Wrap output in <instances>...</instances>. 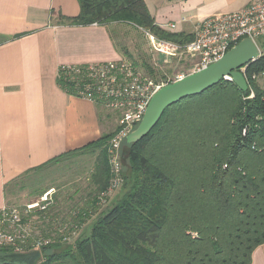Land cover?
I'll return each mask as SVG.
<instances>
[{"label":"trees","instance_id":"1","mask_svg":"<svg viewBox=\"0 0 264 264\" xmlns=\"http://www.w3.org/2000/svg\"><path fill=\"white\" fill-rule=\"evenodd\" d=\"M78 2L80 14L60 15L61 22L128 24L181 45L195 38L161 28L146 0ZM244 75L247 92L223 80L168 108L140 142L124 141V193L92 217L90 233L74 246L59 242L65 235L57 230L42 231L45 245L28 247L25 253L0 248V264H251L255 250L264 245V89L258 84L264 79V51ZM58 84L66 93L78 94L79 81L64 71ZM113 136L48 163L96 156V207L111 181L108 147Z\"/></svg>","mask_w":264,"mask_h":264},{"label":"crops","instance_id":"2","mask_svg":"<svg viewBox=\"0 0 264 264\" xmlns=\"http://www.w3.org/2000/svg\"><path fill=\"white\" fill-rule=\"evenodd\" d=\"M257 1L169 0L160 2L155 12L148 9L164 30L195 36L205 20L240 12ZM80 10L78 0H0V211L7 207L8 185L117 129V122L102 106L70 95L58 84L65 67L123 58L111 26H71L59 19L60 15L76 18ZM159 56L163 63L156 66L169 63L168 57ZM258 84L264 89V79ZM80 165L83 172L85 165ZM92 174L93 170L78 181L67 197L56 195L54 188L38 196H53L55 206L63 201L62 220L76 236L69 242L88 235L92 217L100 213L93 201ZM77 216L81 218L73 219ZM59 242L65 243L61 238ZM251 264H264V245L255 250Z\"/></svg>","mask_w":264,"mask_h":264},{"label":"built area","instance_id":"3","mask_svg":"<svg viewBox=\"0 0 264 264\" xmlns=\"http://www.w3.org/2000/svg\"><path fill=\"white\" fill-rule=\"evenodd\" d=\"M169 27L175 29L174 25ZM144 33L155 53L168 58L183 57L191 60L192 67L188 73L190 75L218 63L247 39L256 45L262 55L264 0L252 3L240 12L219 14L205 20L194 40L185 45L162 40L148 31ZM63 71L69 75L74 73L79 81V91L75 96L119 114L118 126L108 147L111 181L108 189L99 196V205L104 206L124 183L121 153L124 141L142 122L154 95L162 87L189 75L184 73L177 76L173 82H157L138 72L130 63L121 60L88 67H65ZM242 72L244 74L245 69ZM225 80L232 81L230 77ZM250 98H253V94ZM42 202V205H30L29 212L33 213L36 208L45 211L53 204L48 195H45ZM22 221L21 213L17 209L4 208L0 211V248H12L16 253H25L28 247L35 250L47 243L42 238V231L34 226L33 221ZM57 231L65 235L63 241L67 242L74 230H71L69 224H65Z\"/></svg>","mask_w":264,"mask_h":264},{"label":"rangeland","instance_id":"4","mask_svg":"<svg viewBox=\"0 0 264 264\" xmlns=\"http://www.w3.org/2000/svg\"><path fill=\"white\" fill-rule=\"evenodd\" d=\"M168 2L169 0H146L148 8L155 12L160 2ZM111 34L116 45L122 50V60L130 63L134 68L144 74L146 77L153 79L157 82H173L177 76L182 74H188L192 67L191 60L183 57L168 58L170 61L168 64L156 66V63H163L162 57L157 55L151 48L145 33L128 24H117L111 25ZM264 46V41H261ZM148 69L153 70L154 75H150ZM71 79L76 76L74 73L69 75ZM263 78H259L260 83ZM103 107V106H102ZM104 108V107H103ZM117 122L119 121V114L115 111L104 108ZM127 151V146L124 144L122 152ZM84 163L86 174L79 172ZM96 163V156L82 155V156H71L64 158L57 163H52L44 170L38 171L35 174L24 177V179L18 180L15 183L8 185L7 188V209H17L22 216L23 223H27L30 220L33 221L34 226L39 231H45V234L50 231L57 230L60 228L63 222L62 214L60 209L64 208L63 201H59L55 206L52 204L47 211H41L36 208L33 213L29 212L28 207L30 205H42V199L45 197H38L46 190L54 188L56 195L67 197L73 192V187L82 181V178L88 176L89 171L93 170ZM124 177V175H123ZM124 183L122 187L116 191L112 198H110L104 206L97 207L98 212H102L107 208L111 207L116 200L124 193ZM53 192V191H50ZM94 193V192H93ZM94 195V194H93ZM95 196V195H94ZM93 196V198H94ZM46 199V198H45ZM53 202L54 197L49 196ZM59 213L61 214L59 217ZM34 216V217H33ZM33 218V219H32ZM39 219V220H38ZM69 220V219H67ZM76 236L71 232L70 239H75ZM81 237V236H80ZM79 237V238H80ZM77 241V240H76ZM65 242V246H74L75 242Z\"/></svg>","mask_w":264,"mask_h":264},{"label":"water","instance_id":"5","mask_svg":"<svg viewBox=\"0 0 264 264\" xmlns=\"http://www.w3.org/2000/svg\"><path fill=\"white\" fill-rule=\"evenodd\" d=\"M260 56L261 53L256 45L247 39L227 53L218 63L162 87L152 98L142 122L128 136V144L138 143L148 136L161 121L168 108L219 85L226 77H230L241 91L247 92L248 82L242 70ZM251 99H246V103L250 104Z\"/></svg>","mask_w":264,"mask_h":264}]
</instances>
